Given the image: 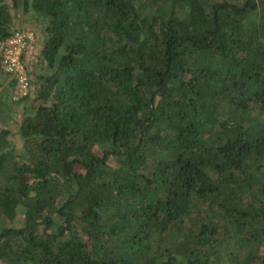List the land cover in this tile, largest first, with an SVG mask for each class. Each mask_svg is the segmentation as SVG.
Segmentation results:
<instances>
[{
  "label": "trees",
  "instance_id": "16d2710c",
  "mask_svg": "<svg viewBox=\"0 0 264 264\" xmlns=\"http://www.w3.org/2000/svg\"><path fill=\"white\" fill-rule=\"evenodd\" d=\"M26 23L0 264H264V0H0Z\"/></svg>",
  "mask_w": 264,
  "mask_h": 264
},
{
  "label": "built area",
  "instance_id": "2783aa9c",
  "mask_svg": "<svg viewBox=\"0 0 264 264\" xmlns=\"http://www.w3.org/2000/svg\"><path fill=\"white\" fill-rule=\"evenodd\" d=\"M34 38V31L30 27L16 29L12 34L0 38V68L14 79L13 99L28 94L30 79L25 59Z\"/></svg>",
  "mask_w": 264,
  "mask_h": 264
},
{
  "label": "rangeland",
  "instance_id": "374dc122",
  "mask_svg": "<svg viewBox=\"0 0 264 264\" xmlns=\"http://www.w3.org/2000/svg\"><path fill=\"white\" fill-rule=\"evenodd\" d=\"M29 24L28 23L23 24V27H30ZM34 34H35V32H34ZM38 45H39V39L36 37V34H35V38H34V41H33V46H32L31 49H29L27 51V53H26V59H25L26 60V65H27L26 67H27V70H28L29 77H30V75H32V71L34 70L35 65L37 64V59H38L37 58ZM0 73H1V76L4 75V71L2 69L0 70ZM13 86H14V84H13ZM13 86H12L11 90H13ZM29 92H30V86H29L28 94H29ZM10 94L11 95H9V96H10L11 99L7 101V106L6 105H3L2 108H1L2 109V112H0V123H1V120L3 119V113L5 112L4 109H7V107H13V106H15L14 109L16 111H18L17 114H14L13 115V118H12L13 120H11L9 122V124H12L13 121H14V119L18 118L22 114L21 112H22V109L23 108H21V105L23 103H25L24 100L23 101H20L21 97L18 98V99H13L12 98V91H10ZM23 97H25V96H23Z\"/></svg>",
  "mask_w": 264,
  "mask_h": 264
},
{
  "label": "crops",
  "instance_id": "0c3cea01",
  "mask_svg": "<svg viewBox=\"0 0 264 264\" xmlns=\"http://www.w3.org/2000/svg\"><path fill=\"white\" fill-rule=\"evenodd\" d=\"M5 74H6V72H5ZM11 81H12V79L9 77L8 74H6V77H4L3 81H2L3 82V86H8V84H10ZM8 89L10 90L11 88H7L6 90H8Z\"/></svg>",
  "mask_w": 264,
  "mask_h": 264
}]
</instances>
